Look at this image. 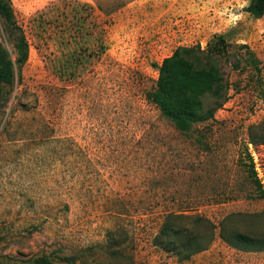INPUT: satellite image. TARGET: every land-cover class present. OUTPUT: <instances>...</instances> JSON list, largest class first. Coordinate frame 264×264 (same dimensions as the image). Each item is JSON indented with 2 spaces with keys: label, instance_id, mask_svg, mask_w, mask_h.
<instances>
[{
  "label": "rangeland",
  "instance_id": "1",
  "mask_svg": "<svg viewBox=\"0 0 264 264\" xmlns=\"http://www.w3.org/2000/svg\"><path fill=\"white\" fill-rule=\"evenodd\" d=\"M10 2L29 58L0 100V264H264V250L220 235L223 222L264 234V199L240 166L248 145L264 186V16L250 0ZM217 35L233 47L219 59L227 100L187 136L148 92L178 48L208 49ZM243 44L260 77L234 69ZM0 46L16 58L1 19ZM171 212L215 227L202 226L210 242L185 261L156 245Z\"/></svg>",
  "mask_w": 264,
  "mask_h": 264
},
{
  "label": "trees",
  "instance_id": "2",
  "mask_svg": "<svg viewBox=\"0 0 264 264\" xmlns=\"http://www.w3.org/2000/svg\"><path fill=\"white\" fill-rule=\"evenodd\" d=\"M246 11L255 19L264 16V0H250ZM0 19L5 31L16 40L17 55L11 58L10 54L0 46V100L2 107L10 101V94L15 82L16 72L22 76V69L29 58V44L22 28L17 24L15 13L10 0H0ZM58 34L60 30H56ZM62 31H66L62 29ZM234 69L244 67L253 69L258 77L261 76V62L248 45H236ZM233 47L227 41L226 35H217L208 44V49L201 46L180 47L172 56L166 58L159 68V78L156 86L148 92V100L155 104L161 115L170 121L182 134L193 136L199 132V126L215 117V112L223 107L227 100L228 83L219 66L220 58L230 57ZM73 63H71L72 65ZM60 74H65V66L59 68ZM259 81L261 79L259 78ZM6 87H10L7 96L2 97ZM207 99L215 100V107L206 104ZM204 137V135H202ZM251 144L259 143L261 139L254 135ZM264 143V142H263ZM240 166L244 168L255 194L250 197L264 199V186L258 178L255 164L248 145L244 148ZM188 217L182 214L169 213L156 238V245L166 252H173L180 261L190 259L209 244L201 238L202 226H207L213 233V224L203 218H196L193 225L182 222ZM180 221V222H179ZM221 237L231 245L240 248L264 250V234L249 235L238 230H226L222 223ZM214 235L212 234L211 237ZM38 260L37 264H44ZM106 264V263H97Z\"/></svg>",
  "mask_w": 264,
  "mask_h": 264
}]
</instances>
